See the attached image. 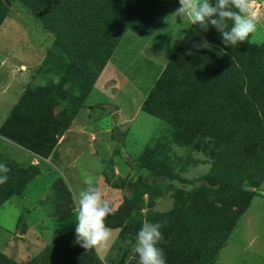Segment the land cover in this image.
Segmentation results:
<instances>
[{
	"label": "rangeland",
	"instance_id": "obj_1",
	"mask_svg": "<svg viewBox=\"0 0 264 264\" xmlns=\"http://www.w3.org/2000/svg\"><path fill=\"white\" fill-rule=\"evenodd\" d=\"M141 1L128 2L95 82L90 86V73L62 87L82 107L70 121L55 113V123L46 122L49 139L65 127L62 136L33 163L37 174L15 205L0 210V264H138L133 249L145 219L162 224L157 246L166 264H264V94L245 101L237 94L246 81L239 52L263 65L264 53L252 54L248 39L226 46L217 30L199 38V27L190 32L199 25L168 14L152 25L147 17L157 1L144 8ZM5 2L0 74L8 72L14 88L27 74L34 79L55 37L21 0ZM263 30L257 24L250 41L262 43ZM71 31L84 39L82 27ZM40 142L37 148L49 150L51 142ZM232 171L244 186L219 188L205 179ZM86 176L114 209L105 219L109 240L88 250L74 243L73 196Z\"/></svg>",
	"mask_w": 264,
	"mask_h": 264
},
{
	"label": "trees",
	"instance_id": "obj_2",
	"mask_svg": "<svg viewBox=\"0 0 264 264\" xmlns=\"http://www.w3.org/2000/svg\"><path fill=\"white\" fill-rule=\"evenodd\" d=\"M27 6L42 26L52 33L55 37L50 49L48 50L44 63L38 68L33 82V87H27L22 93L17 104L13 106L6 120L0 128V135L17 145L40 156L48 155L57 142L58 137L62 136L65 127L58 132H52L54 140L49 139L43 132L46 130V122L55 123L52 120L55 113L62 114L64 119L70 121L82 107L83 101L63 95L60 92L62 87L68 90L74 84L82 83L87 80V76L93 73L95 77L91 79L90 86L95 82L98 74L103 68L109 56V49L113 46L118 34V24L124 11L129 7L130 0H99L97 2L84 3L78 0H21ZM149 0H142L141 6L144 8ZM86 2V0H85ZM136 2V1H135ZM149 22L154 25L163 19V13L166 9L157 2L152 3ZM6 2L0 0V25L5 17ZM236 10V9H232ZM134 14L133 12H131ZM129 13V15L131 14ZM136 14L137 18L141 17ZM62 15H67L68 22H63ZM76 27H82L85 34L81 37H75L72 33ZM192 32H197L199 26H192ZM231 27V26H230ZM229 27V28H230ZM69 29L68 31H65ZM216 29L210 27L209 31H200V37L211 35ZM191 33H187V38L191 41ZM221 35V34H219ZM221 37V36H220ZM197 38V39H199ZM197 39L194 42L196 46ZM248 47L252 54L255 52L264 53V41L260 44L249 40ZM246 39V40H247ZM245 40V41H246ZM219 44V40H215ZM215 44V45H217ZM258 45V46H257ZM238 61L243 62L242 75L246 79L243 83L244 88L237 90L239 100H251L264 94V65L259 60L250 57L246 52L240 51L237 57ZM252 63H260L252 65ZM98 66V69L96 67ZM98 72H93V69ZM57 77V81L53 78ZM56 81L57 84L53 83ZM41 90V91H40ZM65 100H72L65 103ZM65 103V104H64ZM62 117V116H61ZM50 124V125H51ZM59 124V123H58ZM50 125L48 127H50ZM41 141L38 146H44V143L51 142L49 150L42 151V148L35 146V141ZM33 170L20 171L18 169L8 172L7 182L1 184L3 193L0 194V202H3L11 195L18 194L23 189L24 183L30 181L37 174V167ZM29 167V166H28ZM205 179L215 187L237 189L238 186H244V178L238 173L226 172L217 176H205ZM17 181V182H16ZM239 181L237 184L236 182ZM19 185V186H18ZM249 185L256 186V183L249 182ZM250 195L258 192L248 190ZM224 207V205L222 206ZM221 210V209H220ZM244 211L240 212V214ZM83 260L86 259L82 255ZM10 260L5 259V264Z\"/></svg>",
	"mask_w": 264,
	"mask_h": 264
},
{
	"label": "clouds",
	"instance_id": "obj_3",
	"mask_svg": "<svg viewBox=\"0 0 264 264\" xmlns=\"http://www.w3.org/2000/svg\"><path fill=\"white\" fill-rule=\"evenodd\" d=\"M179 5L174 12L177 17L199 25L202 32L209 31L210 27L215 28L226 46L245 41L256 30L259 22V16L251 11L250 0H214V3L213 0H179ZM229 20L232 21L230 28L226 23ZM9 171L6 164L0 163V173H3L0 175V184L7 182ZM84 184L86 187L73 196L77 212L74 243L88 250L109 240L111 232L105 219L114 209L91 176L85 177ZM161 227L159 222L143 221L133 249L138 256V264H166L164 251L157 246L164 239Z\"/></svg>",
	"mask_w": 264,
	"mask_h": 264
},
{
	"label": "crops",
	"instance_id": "obj_4",
	"mask_svg": "<svg viewBox=\"0 0 264 264\" xmlns=\"http://www.w3.org/2000/svg\"><path fill=\"white\" fill-rule=\"evenodd\" d=\"M155 1H157L158 4L164 6L166 9V13L164 14L163 20L167 14L171 16V18L173 19L176 20L180 19L174 13L175 10L180 6L179 0H155ZM165 1L167 3H165ZM250 2H251V11L255 12L259 16V22L257 24L264 28V0H250ZM251 34L252 33L249 34V40ZM7 74L8 72L4 74H0V128L3 125L4 121L6 120L7 116L9 115L13 106L17 104L25 88L31 85V80H32V77L30 75L28 76L27 74L26 78L22 80L23 82L19 83L14 88H11V86H9V82L6 80ZM39 159L44 160L45 158L43 156L37 155L17 145L16 143L0 135V163L6 164L7 167L10 169L9 172H13V170L20 168V166L21 168H26L30 165L37 166V164H33V163L38 162ZM2 174L3 173H0V175ZM16 201H18L17 194H14L9 196L3 202H0V210L2 211V214L3 215L5 214L4 210L6 209L8 204L15 205L14 203ZM13 217L15 218V214Z\"/></svg>",
	"mask_w": 264,
	"mask_h": 264
},
{
	"label": "water",
	"instance_id": "obj_5",
	"mask_svg": "<svg viewBox=\"0 0 264 264\" xmlns=\"http://www.w3.org/2000/svg\"><path fill=\"white\" fill-rule=\"evenodd\" d=\"M119 136H120V138H121V133H119Z\"/></svg>",
	"mask_w": 264,
	"mask_h": 264
}]
</instances>
